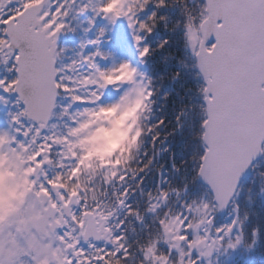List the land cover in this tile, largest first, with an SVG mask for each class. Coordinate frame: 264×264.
Returning <instances> with one entry per match:
<instances>
[{
    "label": "snow or ice",
    "instance_id": "1",
    "mask_svg": "<svg viewBox=\"0 0 264 264\" xmlns=\"http://www.w3.org/2000/svg\"><path fill=\"white\" fill-rule=\"evenodd\" d=\"M0 163L26 264H264V0H0Z\"/></svg>",
    "mask_w": 264,
    "mask_h": 264
},
{
    "label": "rangeland",
    "instance_id": "2",
    "mask_svg": "<svg viewBox=\"0 0 264 264\" xmlns=\"http://www.w3.org/2000/svg\"><path fill=\"white\" fill-rule=\"evenodd\" d=\"M12 157L15 158V165H19V158L15 154ZM17 179L16 200L11 204L3 203L0 208V213L7 212L10 217L0 225V259L4 264H26L29 256L43 261L51 254V241L49 231L46 237L39 229L41 203L39 198L27 196L23 184H20L22 180Z\"/></svg>",
    "mask_w": 264,
    "mask_h": 264
},
{
    "label": "trees",
    "instance_id": "3",
    "mask_svg": "<svg viewBox=\"0 0 264 264\" xmlns=\"http://www.w3.org/2000/svg\"><path fill=\"white\" fill-rule=\"evenodd\" d=\"M110 141L112 142H116L118 140V136L116 133H113L112 136L109 138ZM12 153L9 154V159H8V164L15 169L18 165H15V158L12 157ZM4 165L2 163H0V167H3ZM18 179H16L15 181H11V178L7 177V176H0V208L2 207L1 204L8 202L7 197V192L5 190V183L6 182H12L13 186L16 185V181ZM20 184H22V181H20ZM24 196V194H23Z\"/></svg>",
    "mask_w": 264,
    "mask_h": 264
},
{
    "label": "water",
    "instance_id": "4",
    "mask_svg": "<svg viewBox=\"0 0 264 264\" xmlns=\"http://www.w3.org/2000/svg\"><path fill=\"white\" fill-rule=\"evenodd\" d=\"M41 217L39 219V225H40V232L44 235V236H48V213L44 212L42 210V206H41Z\"/></svg>",
    "mask_w": 264,
    "mask_h": 264
}]
</instances>
